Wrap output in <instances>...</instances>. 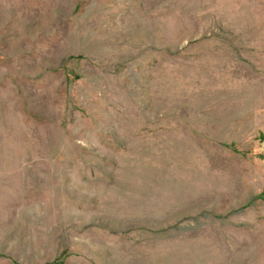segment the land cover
I'll return each mask as SVG.
<instances>
[{"label":"rangeland","instance_id":"1","mask_svg":"<svg viewBox=\"0 0 264 264\" xmlns=\"http://www.w3.org/2000/svg\"><path fill=\"white\" fill-rule=\"evenodd\" d=\"M0 264H264V0H0Z\"/></svg>","mask_w":264,"mask_h":264}]
</instances>
